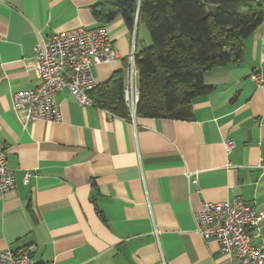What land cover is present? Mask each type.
Segmentation results:
<instances>
[{"label": "crops", "instance_id": "1", "mask_svg": "<svg viewBox=\"0 0 264 264\" xmlns=\"http://www.w3.org/2000/svg\"><path fill=\"white\" fill-rule=\"evenodd\" d=\"M101 1L0 0V140L16 176L0 194V252L34 246L38 264H230L197 234L195 213L235 198L264 212V86L251 79L264 78V19L241 62L205 74L213 89L193 100L192 120L112 118L63 90L60 122L24 127L12 96L40 83L36 47L101 27ZM106 27L118 60L93 68L97 86L125 74L133 46L121 16ZM263 241L264 220L253 243Z\"/></svg>", "mask_w": 264, "mask_h": 264}, {"label": "trees", "instance_id": "2", "mask_svg": "<svg viewBox=\"0 0 264 264\" xmlns=\"http://www.w3.org/2000/svg\"><path fill=\"white\" fill-rule=\"evenodd\" d=\"M101 27L121 16L130 32L142 26L152 44L138 51L137 117L192 120L193 100L212 91L205 74L244 55V42L263 22L259 0H102L94 7ZM137 42V38H136ZM116 72L89 92L96 106L131 119Z\"/></svg>", "mask_w": 264, "mask_h": 264}, {"label": "built area", "instance_id": "3", "mask_svg": "<svg viewBox=\"0 0 264 264\" xmlns=\"http://www.w3.org/2000/svg\"><path fill=\"white\" fill-rule=\"evenodd\" d=\"M136 30L132 34L133 46L127 58L123 96L132 120L136 118L140 101L137 67ZM3 41L0 36V43ZM118 54L108 28H85L56 34L35 49L34 65L39 85L32 90L13 94L12 106L20 116L24 127L37 121L60 122V104L56 96L68 90L79 106H96L89 92L97 87L93 68L116 62ZM258 86H264V78L251 75ZM107 114L116 117L109 111ZM232 149L234 143H226ZM27 174L26 182L30 178ZM197 185L196 178L192 181ZM16 189L15 171L9 166L8 149L0 140V194ZM264 212L241 198L226 202H205L197 213L195 221L197 234L207 240L215 239L221 252L229 257L230 264H264V241L254 245L253 238L259 236ZM34 246L22 251L0 252V264H38ZM53 264V263H49Z\"/></svg>", "mask_w": 264, "mask_h": 264}, {"label": "rangeland", "instance_id": "4", "mask_svg": "<svg viewBox=\"0 0 264 264\" xmlns=\"http://www.w3.org/2000/svg\"><path fill=\"white\" fill-rule=\"evenodd\" d=\"M138 43H139V47L141 46L144 47L145 45L150 46L152 44V40L150 38L149 32L145 26H142L140 28V36ZM125 75H126V71H125Z\"/></svg>", "mask_w": 264, "mask_h": 264}]
</instances>
